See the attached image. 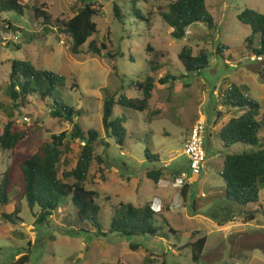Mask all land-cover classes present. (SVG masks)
Masks as SVG:
<instances>
[{
	"label": "rangeland",
	"instance_id": "rangeland-1",
	"mask_svg": "<svg viewBox=\"0 0 264 264\" xmlns=\"http://www.w3.org/2000/svg\"><path fill=\"white\" fill-rule=\"evenodd\" d=\"M77 1L22 0V4L27 6L23 14L14 11L0 13V131L8 121L10 99L7 92L13 60H30L38 69L52 70L65 76L66 88L60 91L63 101L76 109H83L79 123L84 130L99 131L104 141L97 147L104 163L94 162L86 182L88 188L99 193L103 229H109L111 210L115 205L132 202L136 206L153 204L159 214L154 224L160 227V231L157 236L142 235L130 240L115 236L97 238L86 232L65 234L66 230L77 231L80 227L91 229L89 225L77 222L70 199L61 204V211L51 216L48 223L36 224V217L25 200L22 201V212L18 214L21 219L16 223L7 221L1 214L14 212L20 184L11 194L10 202L0 206V264L16 263L24 253H30L28 264H264V250L241 251L232 249L229 243V237L239 231L264 230V202L261 207L255 205L252 208L256 210V219L245 222L242 209L225 198V182L218 166L221 160L209 159L216 151L222 154L223 148L211 143L210 154L207 151L208 170L205 175L203 171L195 176L191 186L187 184L190 188L185 195L182 190L186 184L175 182L179 167L166 165L181 150L183 129L187 136L191 132L194 120L188 122L186 117L190 110H201L207 127L213 128L219 112L218 104L223 100V91L219 92L218 100L215 90H223L233 84L248 86L249 96L262 104L260 118L264 117V81L256 72L264 60H256L257 57L247 50L246 39L252 30L238 19V14L247 7L264 13V0H206L215 19V29L210 31L206 24L196 23L188 29V36L183 40L173 38L172 28L163 22L160 15V8H166L174 0H92L101 9V13L94 17L98 25L94 38L108 46L112 43L115 53L124 54L117 58L93 53L74 55L69 51L71 39L61 31L58 23L55 24V20H68L72 15L71 7ZM115 3L120 5L125 16L122 22L115 17ZM34 7L50 12L55 19L52 25L46 27L42 21H34ZM149 12H153L151 33L146 30L147 24L142 18ZM187 43L193 46L195 53L201 48L210 51V67L200 74L192 73L181 78L186 71L180 63L179 53ZM148 45L157 50L158 58L147 50ZM220 45L229 47L223 52L224 57L216 54ZM259 45L260 37L257 35L255 47ZM150 61L167 64L158 78L166 72L180 77L174 86L175 89L177 85L176 95L174 89L171 91L158 85L148 111L117 106L113 119L125 116L128 131L124 145L119 146L113 137L106 134L103 125L104 100L107 96L117 94L119 97L122 93L133 98L141 97V92L132 83L142 82L153 74ZM157 110L162 113H156ZM22 111V118L18 114L14 117L20 120L15 127L25 130L34 126L36 129L17 149H0V178L15 159L34 154L52 134L72 129L67 121L52 117L50 106L37 96L33 95L31 103ZM227 112L231 117L242 114L233 107ZM260 136L264 138V131ZM79 146L77 141L75 152L69 162L64 163L63 170L76 164ZM258 149L257 146L238 143L231 146L230 152ZM147 150L158 155L161 161L150 162L146 157ZM102 167L103 171L100 170ZM159 167H163L165 173L160 183L147 175L150 169ZM209 192L216 195L208 196ZM202 193L207 195L204 197ZM261 196L264 199V191ZM194 204L195 212L205 216L218 212L216 222L219 226L213 229L209 221L206 223L204 220L203 223L197 219ZM213 204L221 209H215ZM226 208L236 213L237 218L224 222ZM203 235L208 241L201 260L194 262L191 249L183 247ZM131 243L141 244V247L135 250Z\"/></svg>",
	"mask_w": 264,
	"mask_h": 264
},
{
	"label": "trees",
	"instance_id": "trees-1",
	"mask_svg": "<svg viewBox=\"0 0 264 264\" xmlns=\"http://www.w3.org/2000/svg\"><path fill=\"white\" fill-rule=\"evenodd\" d=\"M26 8L22 0H0V13L14 11L23 14ZM114 10L115 17L122 22L125 16L120 5L115 3ZM71 13L68 20L61 21L59 18L55 20L52 14L43 8L34 7L32 10L34 21H42L46 27L52 25L54 20L55 24H59L61 31L71 39L69 51L72 54L93 53L109 58L124 56L122 52H114L112 43L108 46L105 43H99L94 38L98 30L94 17L101 13V9L96 7L92 0H78L71 7ZM160 15L163 22L172 28L171 34L177 40L185 39L188 36V29L196 23L206 24L210 31L216 27L214 16L209 11L206 0H174L166 8H160ZM143 16L147 24L146 30L151 33L154 27L153 12ZM238 19L252 30V34L246 39L247 50L257 57L256 60H264V13L247 7L238 14ZM257 35L260 37L259 47H255ZM226 49L229 47L220 45L216 54L224 57L223 52ZM147 50L158 58L157 50L151 45H148ZM179 60L186 71L181 78L189 77L192 73L200 74L210 67V51L207 48H201L195 53L193 46L187 43L179 53ZM166 66V63L150 61L153 74L147 76L142 82L132 83L141 92V97L133 98L122 93L119 97L115 94L105 98L103 125L106 134L113 137L119 146L124 145L128 131L125 126V116L113 119L115 108L122 106L140 112L148 111L155 88L158 85L168 84V88L172 91L176 81L180 79L170 72L158 78ZM256 72L264 81V64L257 66ZM65 86L66 77L55 71L38 69L30 60L15 59L12 62L10 85L7 92L10 99L9 115L8 121L0 131V149H17L22 141L35 131L34 126L25 130L17 129L15 126L20 120L14 119L16 114L20 115V118L23 117L22 110L31 103L33 95L50 106L52 117L67 121L72 125V129L52 134L50 139L43 142L34 154L15 159V163L13 162L7 171L1 174L0 206L10 202L11 194L21 184V190L17 192L18 198L14 212H2L1 216L7 221L16 223L21 219L18 214L22 212V201L25 200L36 217V224L41 225L48 223L51 216L61 211V204L66 199H70L75 208L77 222L81 225H89L91 229L80 227L77 231L66 230L65 234L80 235L86 232L94 234L97 238L106 239L115 236L129 240L142 235L157 236L160 227L154 224V219L159 214L152 203L136 206L132 202H121L115 205L111 210L110 227L107 231L103 229L99 193L88 188L86 182L94 162L104 163L103 155L97 153V147L104 141L99 131L84 130L79 123V118L84 113L83 109H76L65 104L60 93L66 88ZM248 88L246 85L233 84L226 90L222 104L228 108H238L242 114L231 117L218 132L224 156L223 169L220 174L225 182V198L242 209L245 222L256 219V210L252 208L255 205L262 206L260 195L264 189V138L260 136L261 131H264V117L260 118L262 104L249 96ZM77 141L80 142V153L76 164L68 170H63L62 166L69 162L75 152L74 145ZM238 143L257 146L259 149L230 152L231 146ZM210 145L208 138L205 137L206 151L209 150ZM146 157L150 162L160 160L158 155H153L149 150L146 152ZM100 170L103 171V167ZM147 175L150 179L160 182L165 175L164 168H152ZM188 187L187 184L184 186L183 195ZM217 213L209 217L218 221L219 214ZM227 213L228 216H226ZM224 214V222L237 218V214L228 208L225 209ZM207 241L206 235L198 236L183 248H190L193 261L199 262ZM229 243L232 249L241 251L254 248L264 250V230L239 231L229 237ZM131 247L138 250L141 244L131 243ZM29 261L30 253H24L18 262L13 264H28Z\"/></svg>",
	"mask_w": 264,
	"mask_h": 264
},
{
	"label": "crops",
	"instance_id": "crops-1",
	"mask_svg": "<svg viewBox=\"0 0 264 264\" xmlns=\"http://www.w3.org/2000/svg\"><path fill=\"white\" fill-rule=\"evenodd\" d=\"M206 36H208V34L206 35ZM182 75H184V74H182ZM163 76V75H162ZM161 76V77H162ZM160 77V76H159ZM184 85H185V83H184ZM162 86V88L163 89H165V88H167L168 87V84H166V85H161ZM176 87H177V85H176ZM176 87H175V92H174V95H176ZM158 88V87H157ZM157 88H155V90H154V92H153V97L152 98H154L155 99V93H156V90H157ZM228 88H225V89H223V90H215L214 91V95H216V96H218L217 98H218V100H219V92H221V91H223L222 92V95L224 96V94H225V92H226V90H227ZM177 93H178V91H177ZM135 98H137V97H135ZM152 98H151V100H152ZM153 99V100H154ZM151 100H150V106H151ZM154 102H155V100H154ZM219 102V101H218ZM156 103V102H155ZM184 105H187V104H185L184 103ZM150 109V108H149ZM218 109H219V112L217 113V120H215V123H214V126H213V128L211 129V126L210 125H208V127H207V131H206V135H207V138H208V141L210 142V144L211 143H213V145L215 146V144L218 146V148L221 146V142H220V140H219V137H218V132H219V130L222 128V127H224L226 124H227V122L229 121V119L231 118V116L228 114V107H226V106H224L223 104H218ZM225 109V110H224ZM150 113H151V111H149ZM153 112V111H152ZM161 112V110H157L156 111V113H160ZM162 113V112H161ZM161 115V114H160ZM187 118H188V122H192L193 120H194V124H195V122L198 120V119H205V117H204V114L202 113V111L201 110H199V109H197V111H192V110H190V113H187V116H186ZM205 121L207 122V120L205 119ZM193 124V125H194ZM193 127V126H192ZM185 128V127H184ZM192 129V128H191ZM186 131H185V129H183V131H182V135H181V150H180V152H179V154L176 156V157H174V158H171L169 161H168V163L166 164L167 166H169L170 165V167H174V165L175 166H177V167H179L178 169H179V172H181V171H183V170H186V169H188V159H187V157L184 155V152H183V147H184V143H185V141L187 140V138H188V134L187 133H185ZM165 134H168L167 132H165ZM215 142V143H214ZM210 154V153H209ZM215 154V155H214ZM211 158L214 160V159H216V158H218V159H220L221 160V162H220V164L218 165L219 166V171L221 170V169H223V164H224V156H223V154H220V152L219 151H216L215 153H213L212 155H210V157H209V159L211 160ZM208 159V160H209ZM159 161H161V160H159ZM173 163H176V164H173ZM221 164H222V167H221ZM208 170V164H207V167H206V169H205V171H204V174L203 175H205V173H206V171ZM178 172V173H179ZM177 173V174H178ZM193 182V181H192ZM192 182H190V183H188V184H190V186H191V183ZM158 183H160V182H158ZM190 186L188 187V188H190ZM221 188H223V186L221 185L220 186ZM264 191V189L261 191V194H262V192ZM207 194L206 193H202V196H206ZM216 194H214L213 192H209L208 193V196H211V197H213V196H215ZM198 201V200H197ZM196 201V202H197ZM260 202H261V204L263 205V202H264V199L262 198V196L260 195ZM212 207V206H211ZM213 207L216 209V207H215V205L213 204ZM197 210V208H196V204H194V212ZM194 216H196L197 217V219H199L200 221H202L203 223H204V220L206 221V223H208L207 221H209L210 222V226L214 229L215 227H217V226H219L218 224H217V222L214 220V219H212L211 217H209V216H205L203 213H199V211H197V212H195L194 213Z\"/></svg>",
	"mask_w": 264,
	"mask_h": 264
},
{
	"label": "built area",
	"instance_id": "built-area-1",
	"mask_svg": "<svg viewBox=\"0 0 264 264\" xmlns=\"http://www.w3.org/2000/svg\"><path fill=\"white\" fill-rule=\"evenodd\" d=\"M206 131L207 122L205 119H198L184 143L183 152L188 159V169L179 172L175 176L177 184H188L193 181L195 176L201 175L205 171L207 167Z\"/></svg>",
	"mask_w": 264,
	"mask_h": 264
}]
</instances>
